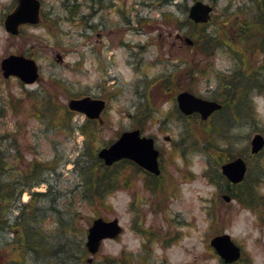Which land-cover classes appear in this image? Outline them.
I'll use <instances>...</instances> for the list:
<instances>
[{"label":"rangeland","instance_id":"obj_1","mask_svg":"<svg viewBox=\"0 0 264 264\" xmlns=\"http://www.w3.org/2000/svg\"><path fill=\"white\" fill-rule=\"evenodd\" d=\"M40 1V23L12 36L4 19L18 2L0 0V152L14 168V178L35 159L47 164L41 174L50 183L32 192L48 193L50 187L53 192L35 201L24 192L2 213L1 263L60 264L53 259L62 257L69 264H87L92 257L93 264H104L109 256L126 257L125 264H221L210 242L227 233L243 249L237 264H264V181L255 192L260 204L246 206L232 196L226 201L211 166L216 150L226 162L248 157L252 137L264 132V53L253 45L258 35L252 32L257 2L264 0H201L214 5V12L208 25L198 28L187 23L196 0ZM209 33L225 42L224 52L218 50L220 43L208 40ZM251 47L254 54H249ZM245 49L244 81L250 87L244 93L239 92L244 86L237 88L241 109L235 110L238 104L229 109L236 111V119L231 123L227 113L206 122L180 119L178 94L220 98L221 81L235 74ZM10 54L34 58L39 80L22 85L16 78L5 79L1 61ZM85 96L107 102L98 121L97 151L123 131L141 128L156 138L163 154L158 179L150 183L146 173L127 164L119 173L127 183L103 201L94 195L95 204L87 205L78 196L82 177L75 162L85 146L78 128L86 117L75 113L71 120L60 109ZM258 161H249V183L256 184L254 178L264 170ZM97 217L118 218L124 232L106 240L97 255L86 254L88 229ZM24 228L41 244L40 253L16 248Z\"/></svg>","mask_w":264,"mask_h":264},{"label":"water","instance_id":"obj_2","mask_svg":"<svg viewBox=\"0 0 264 264\" xmlns=\"http://www.w3.org/2000/svg\"><path fill=\"white\" fill-rule=\"evenodd\" d=\"M19 5L15 11L6 17V30L14 35L18 34L21 24H37L40 21L41 2L39 0H18ZM213 7L203 1H196L189 10V18L196 23H206L210 19ZM188 44L193 41L186 38ZM2 69L5 78L16 76L26 84L35 83L39 79V67L32 58L23 55H10L3 59ZM180 110L186 114L200 113L207 119L214 111L221 108L216 101L206 100L190 92H181L177 97ZM73 111L85 114L90 119L100 118L106 108V101L101 98L85 96L72 98L68 104ZM252 153H259L264 148V136L256 134L252 141ZM98 156L107 166L122 160L129 159L155 174L160 173L158 166V151L154 147V140L141 137L140 130L125 131L118 140L110 146L99 150ZM247 172V164L243 158H238L223 166V173L233 183L242 182ZM230 201L229 196H225ZM122 227L118 219L106 221L97 218L88 230L87 248L90 253H97L104 239H114L120 235ZM219 256L227 263H234L241 257V249L234 243L231 236L222 234L211 240Z\"/></svg>","mask_w":264,"mask_h":264},{"label":"trees","instance_id":"obj_3","mask_svg":"<svg viewBox=\"0 0 264 264\" xmlns=\"http://www.w3.org/2000/svg\"><path fill=\"white\" fill-rule=\"evenodd\" d=\"M257 18L254 21V29L252 32H256L258 35V39L255 41L253 45L257 44L258 49L264 53V1L257 2ZM187 23L191 24L193 27L198 28L200 25L195 24L193 21H191L187 17ZM208 25V24H207ZM207 25H205L206 28ZM260 25V26H259ZM262 25V26H261ZM253 26V25H252ZM212 38L208 39L213 40L215 43H220L218 50H223V52L226 50L227 45L224 41L219 42L218 37H214L212 33H209ZM196 45V44H194ZM247 47V46H246ZM223 48V49H222ZM248 50L245 49V54H240L239 63H237L236 72L233 75H230L229 79H226L223 82L222 92L224 102L231 108L232 104L237 105L235 107V110L238 112L241 109V102L235 99L238 95V89L235 85H239L238 88H240V85H246L247 82L244 81L245 77H248V69L246 67V56ZM255 47H251V52L249 54H254ZM232 53V52H231ZM233 56V54H231ZM242 69H245V73L241 74L240 71ZM254 85V84H253ZM250 87V86H249ZM256 87H251L250 90H254ZM260 91V90H258ZM236 92V95L233 96V94ZM261 92V91H260ZM30 95V94H29ZM63 108L60 109V111L63 112V115H67L68 118L72 120V116L75 115L74 112L69 110L66 106L62 105ZM253 112V107L251 105L247 106L248 111ZM59 111V112H60ZM239 113V112H238ZM239 120V118L237 119ZM240 120H243L242 117ZM97 126L98 121L97 120H86L84 125L82 127H79L78 130L80 133H82L85 136V146L83 153L79 155L78 159L75 162V165L79 163V170H80V177L81 179V191L78 196H80L81 199L84 201H87V205L89 203L95 204V197L94 195H99L100 199L103 201L105 195L107 193H112L117 189V187L121 186L122 184L127 183V180H124L123 176H120L119 173L124 169L125 166L132 164L128 161H122L119 162L112 167H107L104 162L98 157V151L96 148L97 143ZM214 127V125L212 126ZM216 127V126H215ZM220 127H216V129L220 130ZM208 128V127H207ZM209 130H211V127H209ZM228 130V129H227ZM208 131V130H207ZM73 134V132H72ZM224 138V137H223ZM215 146H217L215 142ZM215 151V150H214ZM217 153V151H215ZM214 152V153H215ZM227 152V150H226ZM213 153V154H214ZM264 151L260 154L254 156L252 159L258 158V165H264V157H263ZM45 165L43 162H40L38 159H35L32 162V167H30L27 171H17L16 178L13 176V167L12 165L5 159V156L1 153V161H0V222L3 220L1 218L3 212H7V210L12 207L16 202H19L21 197L23 196L24 192H30L32 196V200L35 201L36 199L43 200L45 197L48 198L53 192V188L50 187V190L48 193H39V192H32L34 187L39 186L42 183H50L47 176H43L41 174L42 170L44 169ZM215 176L218 179H223L222 176L219 173V169L217 166L219 163H215ZM134 167V166H133ZM10 173H12L10 175ZM114 173V175H111ZM51 174V173H50ZM123 179V180H122ZM222 180H219L221 182ZM254 181L256 184L249 183V180L246 179L244 183L237 185L232 189V192L235 196V198L243 203L246 206H249L250 204H260L261 198L256 195V189L261 183V181H264V170H261L260 173L254 178ZM123 182V183H122ZM245 186L241 192L238 191V187ZM93 193L91 196H87L88 194ZM249 199H248V198ZM89 198V199H87ZM92 206V205H91ZM94 207V206H92ZM8 221V220H7ZM7 221H4L3 224H6ZM6 222V223H5ZM9 226V225H8ZM2 227V226H1ZM37 233V232H36ZM19 240L17 241L16 248L19 247H26L27 254L30 253H40L39 249L40 245L36 244V242L29 238V232L27 228H24V232H20L18 235ZM84 251L86 254H88L87 248L84 247ZM61 254V253H60ZM37 255V254H36ZM56 262H60V264H69V258H62L59 259L56 257L53 259ZM104 264H125L126 257L122 258L121 260H116L114 257H104ZM0 262H2L0 260ZM221 264H225L222 260H220ZM87 264H93L87 262Z\"/></svg>","mask_w":264,"mask_h":264},{"label":"flooded vegetation","instance_id":"obj_4","mask_svg":"<svg viewBox=\"0 0 264 264\" xmlns=\"http://www.w3.org/2000/svg\"><path fill=\"white\" fill-rule=\"evenodd\" d=\"M17 6V5H16ZM11 12V11H10ZM25 27H22V28H20V33H19V35L21 34V32L23 31V29H24ZM18 36V35H17ZM236 86V88H238L239 87V85H235ZM242 86H244L241 90H240V92H242V93H244V91L246 90V89H248L249 88V86H247V84L246 85H242ZM236 95V92L233 94V96H235ZM247 96H248V94L246 93L245 94V102H246V98H247ZM222 97H223V93H220V98H218V99H216V98H213V99H215V100H217L220 104H222V108L220 109V110H218V111H216L215 113H213L212 115H211V117L207 120V121H210L215 115H217V114H219L220 116L222 115V114H224V113H227V114H229V119L231 120V123H232V121L233 120H235L236 119V111L234 110V111H232V113H231V111L229 110V109H231L227 104H226V102H224V101H222ZM240 98L242 99V96H240ZM242 102H243V100H242ZM178 109V108H177ZM232 110V109H231ZM178 112H179V110H178ZM180 114V113H179ZM246 112L242 115V119L244 120V119H246ZM180 116V119H182V120H191V119H188V117L187 116H183L182 114H180L179 115ZM193 118L192 120H198V119H200V115H198V114H193V115H190L189 116V118ZM154 137V136H153ZM221 137V136H220ZM220 137H218L217 138V140H222ZM155 138V137H154ZM155 141H156V138H155ZM161 151V150H160ZM163 154L160 152V157H159V163H160V166L162 167V165H161V162H162V160H163ZM219 160V162H222V161H224L222 164H224L225 162H226V158H225V156L224 157H219L218 158ZM222 164H221V166H222ZM221 166L220 165H218L217 166V168L219 169V173H220V175L222 176V178H223V182H224V184H223V186H222V188H219L220 189V193H219V195L221 194V192H223L222 193V195H224V193H226V191H228L229 189H231L232 187L230 186V185H228V182H227V179L222 175V172H221ZM136 168L138 169V170H140L141 172H143V173H146L149 177H148V180H156V176L155 175H153V174H151V173H149V172H147V171H145L144 169H142V168H140V167H137L136 166ZM217 181V180H216Z\"/></svg>","mask_w":264,"mask_h":264}]
</instances>
